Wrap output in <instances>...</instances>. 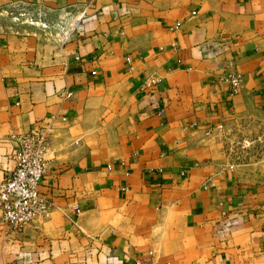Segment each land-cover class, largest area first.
<instances>
[{"label":"crops","instance_id":"0c3cea01","mask_svg":"<svg viewBox=\"0 0 264 264\" xmlns=\"http://www.w3.org/2000/svg\"><path fill=\"white\" fill-rule=\"evenodd\" d=\"M35 125L51 209L0 264H264V0H0V182Z\"/></svg>","mask_w":264,"mask_h":264},{"label":"built area","instance_id":"2783aa9c","mask_svg":"<svg viewBox=\"0 0 264 264\" xmlns=\"http://www.w3.org/2000/svg\"><path fill=\"white\" fill-rule=\"evenodd\" d=\"M179 27L175 23L171 29ZM227 83V96L235 94L241 83L239 73L228 74L224 80ZM150 84H144L148 87ZM69 98L70 93H63ZM222 126L215 128L221 133ZM52 127L49 125H35L24 134L14 138V168L0 182V227L9 232H19L27 226L38 224L51 209V204L39 192L46 167L47 150L52 136ZM242 146L248 143L240 141ZM231 145H235L231 142ZM79 211L75 208L74 214ZM133 264H140L134 262Z\"/></svg>","mask_w":264,"mask_h":264},{"label":"rangeland","instance_id":"374dc122","mask_svg":"<svg viewBox=\"0 0 264 264\" xmlns=\"http://www.w3.org/2000/svg\"><path fill=\"white\" fill-rule=\"evenodd\" d=\"M13 17L14 16L12 15V16H9L8 18L12 19ZM26 18H28V17H26ZM6 21L9 22L7 18H6ZM12 22H14V21H11V23ZM36 32L39 33L41 35V37L45 38V39H54V38H56V35L59 34L58 30H47V29L46 30L45 29L36 30ZM238 142H240V140Z\"/></svg>","mask_w":264,"mask_h":264}]
</instances>
